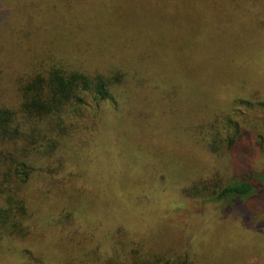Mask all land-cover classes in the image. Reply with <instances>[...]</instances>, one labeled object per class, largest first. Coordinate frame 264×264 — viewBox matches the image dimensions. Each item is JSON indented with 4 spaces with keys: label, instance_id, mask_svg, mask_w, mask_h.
<instances>
[{
    "label": "trees",
    "instance_id": "obj_1",
    "mask_svg": "<svg viewBox=\"0 0 264 264\" xmlns=\"http://www.w3.org/2000/svg\"><path fill=\"white\" fill-rule=\"evenodd\" d=\"M178 3L0 0L2 257L31 254L34 240L38 246L56 245L71 235L80 252L91 248L89 261L81 264H196L188 250L155 249L151 244L160 226L156 220L164 217L167 200L176 196L164 189L167 183L147 181L161 175L153 163L142 159L145 163L139 166L128 146L117 153L120 174L115 182L121 181L118 193L125 211L118 209L120 203L108 187L114 164L98 166L108 121L133 115V95L142 96L149 89L160 94L166 108L182 113L186 131L191 130L190 136L208 153L220 160L230 158L235 171H245L238 176L222 169L196 177L191 173L178 195L217 206V216L224 211L264 212V169L245 170L260 156L252 160L246 147L250 135L232 114L233 106L242 103L264 120L257 101L262 90L250 80H205L201 84L208 85L206 101L197 108L190 106L197 94L186 72V63L195 57L207 70L220 64L225 70L249 64L248 55L233 50V37L239 26L252 24L259 37L264 31V0H194L185 11V23L200 26L192 40L200 38L201 48L174 44L165 33L182 23L173 16ZM6 66L15 71L8 77L11 87L5 85L4 74L11 70ZM189 122L194 123L190 128ZM114 147L106 149L113 153ZM221 162L226 166V160ZM75 194L79 207L68 205ZM136 221L139 227L133 225ZM47 255L56 253L48 249Z\"/></svg>",
    "mask_w": 264,
    "mask_h": 264
},
{
    "label": "rangeland",
    "instance_id": "obj_2",
    "mask_svg": "<svg viewBox=\"0 0 264 264\" xmlns=\"http://www.w3.org/2000/svg\"><path fill=\"white\" fill-rule=\"evenodd\" d=\"M125 1L130 2L131 0ZM156 1L150 0L154 3ZM193 2L194 0H179V6L173 8V16L182 23L174 29H166L165 33L169 37L171 36V41L174 44H188V46L195 44L201 48L202 40L200 38L192 40V35L196 32V28L199 30L200 26L195 28L185 23V11L188 6L193 5ZM189 18H192L191 14ZM203 20L204 18L199 19L197 23L200 25ZM254 27L253 24L239 26V33L233 37V50L238 54L250 57L249 64H242L244 67L225 70V64H220L216 69L211 67L210 70H207L205 62L200 57H195V60L186 63L187 76L195 82L192 90L197 94L195 99L191 98L190 106L200 108L206 101L205 88L208 85L205 82L202 85V81L209 80L211 84H216L226 77L230 81L250 80L253 87L262 90L261 98L257 101L260 102L259 109L263 108L264 114V31L260 32L258 37V34L253 32ZM0 43H2L1 40ZM6 67L11 70L6 75L4 74L6 76L5 85L11 87L8 77H12L15 71L10 66ZM197 82L199 87L196 86ZM149 87L155 88L153 84H150ZM133 96L135 102L131 104V107H134L133 115L125 114L124 118L115 117L108 121L107 139L101 143L104 150L97 159L99 167L106 168L113 164L115 166L109 172L108 187L120 203H118L120 205L118 209L125 211L118 193L121 181L115 182L116 174H120V169L116 167L117 153H121L122 146H128L139 166L145 162L153 163L152 168H157V171L161 173V175H157L158 179L152 176V179L149 178L147 181L156 185L167 183L168 186L164 189L169 192V195L171 193L170 197L173 194L176 195L175 198H171L169 203L167 200L165 213L161 215L164 217L156 220V222L160 221L158 222L160 226L153 233L156 239L151 244L155 249L173 247L181 253L188 250L193 255L196 264H264L263 211L249 215H240L242 210L236 214L224 211V215L217 216V206L208 207L200 202L185 200L177 192L179 186L187 182V177L191 173H195L194 177H196L222 169L228 176H238L245 172L243 168H237L235 171L234 166H230V158L221 159L222 161L226 160L225 166L219 157L208 153L202 144L193 138L194 136H190L191 130L190 133L186 131L188 122L186 121V126L182 113L177 108H171L170 105L166 108V103L155 90L149 89L142 96L136 94ZM242 98L244 97L242 96ZM232 114L242 131L250 135L251 140L246 147L252 160L253 157L260 156V158L257 157L255 166L251 162L249 169L245 170H250V168L253 171L263 170L264 120L254 116L250 109L242 103L233 106ZM176 117L181 118L177 119ZM190 125L193 126L194 123L189 122V128ZM111 144L116 147H114L113 153L108 151ZM107 146L108 149H106ZM92 157L95 155L92 154ZM68 199L69 206H80L79 195H71ZM109 204L111 205L110 201ZM218 206L220 207V205ZM58 207L62 208V205L58 204ZM49 218H47L48 223L52 222L50 216ZM166 218L169 220L165 223ZM133 225L139 227L140 224L136 221ZM70 237L71 235H68L63 238H69V241L58 239L56 245L47 242L44 246H38V240H34L30 243L32 253L25 254L26 256L20 253L15 258H8L10 255L2 257L6 253L0 251V264H81L83 259L89 261L88 253L91 248L88 247L80 252L78 245L74 244ZM48 249H53L56 256L47 255ZM108 253L111 254V250H108Z\"/></svg>",
    "mask_w": 264,
    "mask_h": 264
}]
</instances>
